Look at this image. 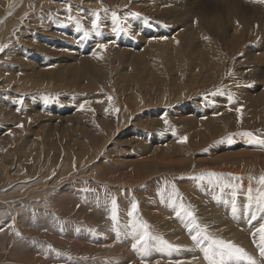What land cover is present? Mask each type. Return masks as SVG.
Here are the masks:
<instances>
[{
    "label": "rangeland",
    "instance_id": "374dc122",
    "mask_svg": "<svg viewBox=\"0 0 264 264\" xmlns=\"http://www.w3.org/2000/svg\"><path fill=\"white\" fill-rule=\"evenodd\" d=\"M39 1L0 0V264H251L205 250L234 245L235 218L259 222L248 239L264 223L261 22L230 38L210 7L203 27L157 0ZM26 179L44 192L15 196ZM251 247L264 259L260 236Z\"/></svg>",
    "mask_w": 264,
    "mask_h": 264
},
{
    "label": "bare ground",
    "instance_id": "6f19581e",
    "mask_svg": "<svg viewBox=\"0 0 264 264\" xmlns=\"http://www.w3.org/2000/svg\"><path fill=\"white\" fill-rule=\"evenodd\" d=\"M11 2H10V9H8V10H14L16 7H18V4L20 3V1L21 0H10ZM38 2H37V4H40L41 3V1H39V0H37ZM99 1V0H98ZM169 1V0H168ZM93 2V1H92ZM96 2V1H95ZM152 2V1H151ZM156 3H155V6L156 7H159L160 5L162 6V5H167L168 6V8H164V7H162V8H164V10H166V14H170L171 12H173V11H177L176 13H179V15L178 16H180L181 18H183L185 15L188 17L187 19H190V21L191 20H193V18L194 19H198V18H200V19H198V21H199V23L203 26V27H205V26H207V24L206 23H204L202 20H201V18H202V16L204 15V13L207 11V8L208 7H210V11H211V13H212V15L214 16V18L213 19H211L209 22H210V24H212V25H214L215 27H217V28H219V27H221L222 26V24H223V22H225V20L227 19V18H229L226 22H227V25H228V27L231 29L232 27H233V29H231V30H226V35H227V37H230V38H233V37H240V33L244 30V28H245V23L246 24H248L249 25V23H251V22H258V21H260L261 22V27H264V18H262V15L264 14L263 12V9H264V0H236V1H234V0H222V2L223 3H218V2H221V0H175V1H172V2H174L173 4H172V2L170 3V1H169V3L170 4H166V0H157V1H155ZM168 3V2H167ZM243 3H244V7L243 6H241V5H243ZM96 4V3H95ZM223 4H224V6H223ZM99 5V4H98ZM166 6V7H167ZM160 8V7H159ZM158 8V9H159ZM156 9V8H155ZM27 10H29V9H26V10H23L25 13H27ZM169 10H171V12L169 11ZM167 11H169L168 13H167ZM8 13V12H7ZM37 13V12H36ZM165 13V12H164ZM175 13V12H174ZM173 13V15L172 16H176V14H174ZM4 17V16H3ZM180 17H179V19H180ZM235 17H237V21L239 22V24L240 25H242V27H238L236 24H234L235 22H234V18ZM30 18V17H29ZM162 18H164V17H162ZM171 18V17H170ZM177 18V17H176ZM88 19V18H87ZM166 19H167V17H166ZM165 19V20H166ZM172 20H173V18H171ZM186 19V20H187ZM4 20V18L2 19V18H0V23L2 22ZM164 20V21H165ZM175 20H178V19H175ZM36 21V20H35ZM182 20H180V22H181ZM183 21H184V18H183ZM189 21V22H190ZM42 22V21H41ZM55 22V21H54ZM174 22V21H173ZM189 22L186 24V23H181V24H178L179 22H176L178 25H180L181 27H179V28H176L174 31H173V33L175 34V36H177L178 34H180V38L181 37H183L182 38V41H185V43H188V41L192 38H190V31H191V29L192 28H194L193 26H192V22H191V24L189 25ZM225 22V23H226ZM230 22V23H229ZM168 23H171V22H169L168 21ZM194 23V22H193ZM173 24V23H172ZM175 26H176V24H174ZM173 25V26H174ZM177 25V26H178ZM200 25V26H201ZM46 26V25H45ZM73 26V25H72ZM176 26V27H177ZM225 27H226V25H225ZM48 28V27H47ZM197 28V27H196ZM223 28V27H222ZM200 29V28H199ZM220 29V28H219ZM73 30V29H72ZM47 31V30H46ZM48 31H49V29H48ZM195 31V30H194ZM197 31V30H196ZM203 31V30H202ZM196 33V32H195ZM42 34H43V32H42ZM162 34V33H161ZM173 34V35H174ZM202 34V33H201ZM70 35V34H69ZM93 35V34H92ZM164 35V34H163ZM239 35V36H238ZM259 35H263V37H264V28L262 29V31H260L259 33H258V36ZM49 36V35H48ZM72 37V36H71ZM166 37V36H165ZM46 38V37H45ZM50 38V37H49ZM170 38V37H169ZM48 40V39H47ZM50 40V39H49ZM53 40V39H52ZM162 40V39H161ZM161 40H159V41H161ZM170 40H172V39H170ZM54 41V40H53ZM57 41V40H56ZM60 41V40H59ZM173 41V40H172ZM26 42H28V40H26ZM190 42H191V40H190ZM171 43V42H170ZM196 43V42H195ZM75 45V44H74ZM139 45H142V44H139ZM143 45H144V43H143ZM194 45V44H193ZM186 45H184V47H185ZM59 47V46H58ZM197 47V46H196ZM199 47H203V43L201 44V45H199L198 46V48H197V50H199ZM32 48V47H31ZM57 48V47H56ZM61 48V47H60ZM81 48V47H80ZM183 47L181 46V48L179 49V47H174V46H172V47H170L169 49H170V51L171 52H173L174 50L175 51H177V50H180V51H182L181 49H182ZM67 49V48H66ZM92 49V48H91ZM153 49V48H152ZM76 50V49H75ZM170 51H168V53H170ZM198 52V51H197ZM245 52L247 53V54H249L251 51H248V50H245ZM252 53V52H251ZM254 54V53H253ZM71 55L72 56H74V53L72 54L71 53ZM62 56H64V55H62ZM73 59V58H72ZM31 60V59H30ZM29 63H31V61L29 62ZM35 63V62H34ZM37 63V62H36ZM55 64V63H54ZM35 65V64H34ZM53 65V64H52ZM264 65V64H263ZM144 66H146V65H144ZM30 67V66H29ZM33 67V66H32ZM38 67V66H37ZM40 67V66H39ZM49 67H50V65H49ZM41 68H44V70H45V68H46V65H45V67H40L39 69H41ZM261 69V68H260ZM260 69H258L260 72H259V76H262V77H264V73H263V71L262 70H260ZM264 70V69H263ZM258 72V71H257ZM256 72V73H257ZM50 75H53V73H52V70L50 69V70H47V71H45L44 73H43V75H42V77H44V76H50ZM257 75V76H258ZM2 77L0 76V79H1ZM2 79H4V78H2ZM5 80V79H4ZM41 79H40V77L39 78H37V77H34V78H32V79H30V83H31V88H30V90H37V89H39L40 88V86H41ZM32 84H38L39 85V87L38 86H35V85H32ZM7 85H10V83H2L1 85H0V88L3 86V87H6ZM3 89V88H2ZM5 89V88H4ZM42 90V89H41ZM262 89H260V90H258V91H256L257 92V94H259L260 93V91H261ZM251 91H252V89H251ZM24 93V92H23ZM246 95H247V97H249V96H251V95H253V93L250 95V90H246V93H245ZM36 98V97H35ZM40 99H42V98H40ZM38 102V101H37ZM74 107V106H73ZM245 142V141H244ZM241 150H243L244 151V148H241ZM246 150V149H245ZM214 151V150H213ZM248 152H255V150L253 149V148H251L250 150H248ZM84 163H85V161H84ZM80 165V164H79ZM83 165V164H82ZM81 167V166H80ZM241 169H242V167H241ZM224 170V169H223ZM226 170V169H225ZM229 170H231V169H229ZM233 171V170H232ZM236 171V173H239L240 174V171H238V170H235ZM243 171V170H242ZM40 172H41V174L40 175H38L37 176V178H47V179H49V177L50 176H47L46 175V172H44V171H41L40 170ZM235 173V174H236ZM243 173V172H242ZM249 174H252L251 176L253 177V178H255L256 179V177H257V173H255V172H250ZM238 175V174H237ZM243 175H245L244 173H243ZM247 175V174H246ZM31 177V176H30ZM30 177H27V178H30ZM34 179V178H33ZM242 180V182L244 183V184H249L250 185V183H251V181L247 178V177H240V181ZM26 183L25 184H23V185H26L27 186V190L25 191V193H21V194H19V195H16L15 194V196H21V197H23V196H25V197H27V196H34L35 194H38V193H40V192H44V191H42L43 190V188H40V184H43L45 181H40L39 183H36V184H31V183H29L30 181H28L27 179H26ZM54 181V180H53ZM46 184V183H45ZM156 186V185H155ZM154 186V187H155ZM193 186V185H192ZM242 186H243V184H242ZM185 188V187H184ZM183 188V189H184ZM187 189V188H186ZM185 189V190H186ZM155 191H157V190H155ZM188 191V190H187ZM244 191V190H243ZM156 193V192H155ZM194 193V192H193ZM247 193V192H246ZM245 194V193H244ZM156 195V194H155ZM166 195V194H165ZM201 195V194H200ZM21 197H19L18 199H20V200H23V198H21ZM194 197H195V200H197L196 199V195H194ZM197 198H199V197H197ZM223 201V200H222ZM10 202V201H9ZM206 202V201H205ZM8 203V202H7ZM11 203V202H10ZM229 203V202H228ZM224 204V203H223ZM231 204V203H230ZM211 205V204H210ZM207 206H209V205H207ZM213 206V207H212ZM212 206H211V208H210V210L212 211V212H214V211H217L218 213H220V217L218 218V222H219V225L221 226V225H224L225 227H226V223H227V216H228V212H227V210H225V208H226V206H224V205H222V204H216V205H214V204H212ZM230 206V205H229ZM199 207V206H198ZM232 207V206H231ZM230 207V208H231ZM258 208V207H257ZM209 209V208H208ZM259 209V208H258ZM214 210V211H213ZM239 211V210H238ZM227 213V214H226ZM232 213V212H231ZM163 214V213H162ZM232 215V214H231ZM244 215V214H243ZM262 215V214H261ZM237 216V215H236ZM238 217H239V215H238ZM195 218V217H194ZM235 218V217H234ZM235 219H237V220H234L233 222H235L236 223V221H238V223H236V225H235V223H230V222H228V224H229V227L227 228L228 230H226L224 233L225 234H228L229 235V238L231 237V238H233L235 241H234V245L235 246H237V247H241V248H243V249H245V253H247L248 254V256L251 258V260H252V262H251V264H264V259H262V258H260V257H258V256H256V254L255 253H257V252H255L252 248L253 247H251V245L253 244V243H256V242H258V238H259V233L258 234H256L255 236H251L249 239H248V233H249V231L250 230H252V229H254L255 227H256V225H258V221H256V222H254V223H251V225L249 226L248 224H247V226H246V221H248V218H244V219H241V217L240 218H235ZM229 220V219H228ZM232 220V219H231ZM230 221V220H229ZM172 222H175V221H172ZM190 224V223H189ZM233 225V226H232ZM224 226H222L223 228H224ZM250 227V228H245V227ZM177 229H179V228H177ZM224 231V230H223ZM253 231H255V230H253ZM251 233V232H250ZM228 238V239H229ZM220 238H219V236L217 237V240H219ZM230 240V239H229ZM240 240H242V241H240ZM2 241V240H1ZM249 241H252L253 243L252 244H250V242ZM251 250V251H250ZM196 252H197V250H196ZM219 252V251H218ZM217 252V253H218ZM251 252V253H250ZM261 252V251H260ZM196 254H198V252L196 253ZM219 254V253H218ZM260 254V253H259ZM199 255V254H198ZM261 255V254H260ZM200 257V259H201V256H199ZM231 257V256H230ZM215 258H216V256H215ZM219 258V257H218ZM220 258H221V256H220ZM200 259L199 258H196V260L198 261V264H205V262L204 263H202L201 261H200ZM202 260V259H201ZM214 260V259H213ZM218 259L216 258V260L215 261H217ZM249 261V260H248ZM226 262V261H225ZM210 262H207V264H209ZM230 263H232V262H229V263H227V264H230ZM214 264H217V263H214ZM234 264V263H233ZM246 264V263H245Z\"/></svg>",
    "mask_w": 264,
    "mask_h": 264
},
{
    "label": "snow or ice",
    "instance_id": "6c2138e0",
    "mask_svg": "<svg viewBox=\"0 0 264 264\" xmlns=\"http://www.w3.org/2000/svg\"><path fill=\"white\" fill-rule=\"evenodd\" d=\"M94 26H95V22H94ZM103 47V46H102ZM3 49L0 48V51H2ZM261 183H264V177L260 178ZM261 204V208L262 210H264V193L261 194V198L258 201ZM133 208H135V205H133ZM131 215V213H129ZM188 216H192V213L189 212ZM253 219H255L256 217L253 216ZM197 227H199L197 225ZM257 233H259L260 236V243H261V250L264 251V223H260L259 227L256 229V232L253 233V236H255ZM198 235H204L205 239H210V237H208L206 234H204L203 232L199 233ZM147 236V233H145L144 235H142L139 240L137 241V243H141L145 240ZM193 241H197V236H193L192 237ZM161 243L165 244L167 247L171 248L173 247L172 245L167 244L166 241H161ZM135 247V245H134ZM213 249H218L219 254L220 255H224V254H228L229 256H235L238 259H248L249 261L251 260L250 257L247 256V253H245L244 249L239 248L235 245H233L230 242H225L223 240H211V245L209 249L205 250V259H211V256L213 254H215L212 250Z\"/></svg>",
    "mask_w": 264,
    "mask_h": 264
}]
</instances>
